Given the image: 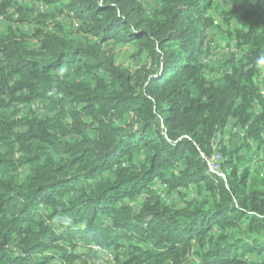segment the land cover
<instances>
[{
	"label": "trees",
	"instance_id": "obj_1",
	"mask_svg": "<svg viewBox=\"0 0 264 264\" xmlns=\"http://www.w3.org/2000/svg\"><path fill=\"white\" fill-rule=\"evenodd\" d=\"M32 1L54 16L18 20L37 24L39 49L25 33H0V264H99L92 245L113 251L115 264H181L190 255L195 264H264V188L249 189L248 166L238 171L241 152L248 160L262 145L264 104L259 115L251 106L264 0H231L220 12L247 49L217 79L200 63L213 0H160L152 16L140 0ZM132 43L151 60L138 79L109 52ZM229 119L248 124L252 145L224 144ZM212 141L225 179L208 169ZM154 177L196 195L165 205L149 190ZM142 191L134 211L129 201Z\"/></svg>",
	"mask_w": 264,
	"mask_h": 264
},
{
	"label": "built area",
	"instance_id": "obj_2",
	"mask_svg": "<svg viewBox=\"0 0 264 264\" xmlns=\"http://www.w3.org/2000/svg\"><path fill=\"white\" fill-rule=\"evenodd\" d=\"M39 5L41 8L45 6L43 3H40ZM231 8H232L231 0H213L209 13H207L208 15L211 16L213 21H212V26L207 30L206 45L204 47L205 52L207 50L209 51L212 49V47L208 45V39L212 37L213 34L216 35V31L220 32L221 35H224L226 40V43L223 45V48H225L224 51L225 54L222 55L223 57L220 59V61H217L216 69L211 72L206 71V74H209L211 77L215 79L222 76L225 72H230L229 62L227 61L228 59H230L231 57L236 58L237 56H240L247 49L245 45L238 46L236 38L228 34V32H231L234 28H236V24L234 20H232L228 24L222 20L221 16L211 14V10L213 11L217 9L220 12L221 11L228 12L231 10ZM213 52L214 51H212V53ZM208 59L209 57L206 58L203 55L201 57L200 63L209 66ZM252 80L254 86L257 89L259 98L253 101L251 106V111L254 115H259L262 111V107L264 104V58L263 57L257 59L256 69L253 74ZM260 100H262V102ZM30 107L33 111L37 112L38 114H42L44 111V103L41 100L33 101ZM248 129H249L248 124L242 125L236 119H229L227 120L224 129L221 132L220 138L223 140L224 144L227 147H230V144H232L231 147L234 148L235 146H238L241 142H246L249 145H252L253 142L252 139L249 137ZM261 139H262V145L253 154V157L250 161L251 166L264 163V131L261 133ZM226 140L229 141L230 143L226 144ZM211 146H212L211 155L210 157L206 158L208 169L217 178L225 179V174L223 173L221 168L223 156L221 152L218 150V148H216L215 141H212ZM202 155L204 156L203 153ZM191 189L192 187L189 188V191H191ZM149 190L155 192L158 198L161 200V202L165 205L179 206L183 203L184 200L190 198L187 196L188 193L187 190L181 187H178L176 190L170 189L168 183L162 181L158 177H154L152 179ZM146 197H147V193L145 191H142L138 193L134 197V199L129 201V205L133 208L134 211H138L141 209L143 202L146 200ZM92 248L96 250L99 255V258H97L95 261L96 263H99L100 261L98 260H102L101 258L105 256L104 258L108 260L109 264H115L113 251L102 249L101 247L96 245H92Z\"/></svg>",
	"mask_w": 264,
	"mask_h": 264
},
{
	"label": "rangeland",
	"instance_id": "obj_3",
	"mask_svg": "<svg viewBox=\"0 0 264 264\" xmlns=\"http://www.w3.org/2000/svg\"><path fill=\"white\" fill-rule=\"evenodd\" d=\"M5 3V0H0V7ZM140 3L145 11V13L148 16H152L155 14V12L161 7L160 0H140ZM40 3L37 1L32 0H10V5L3 9V12L0 13V33L8 32V28H11L15 31L17 35H20L22 33H25L24 38L26 39V43L31 49H39V45L35 38L32 36L35 27H37V24H22L18 20L21 18L22 15H24L25 18L33 19V20H39L38 15H43V19L45 22H50L54 20V16H52V10L51 7L48 5H45L44 7H40ZM19 5L21 12L17 9H15V6ZM210 10V9H209ZM209 13V11H208ZM212 15H220V11L217 9L211 10ZM59 23L62 25L63 30L67 33H72L73 36H77L78 33L76 31V25L71 23L70 19L62 16L59 19ZM210 43V44H209ZM226 43L225 36L221 35L220 32L216 31V35L213 34L212 37L208 39V45L212 47L211 50H207L203 55L204 57H209V68L206 69L207 72L214 71L216 69V63L217 61H220V59L223 57L222 55L225 54V48H223V45ZM212 51H214L212 53ZM109 52L113 53L115 56V63L127 68L131 71V73L136 75L144 76V68L146 67V70L150 67V58L148 55V50H143L138 47L137 43H132L130 45H122V44H116L109 48ZM202 55V56H203ZM44 58V56H41ZM137 78V76H136ZM138 79V78H137ZM135 80V83H139V81ZM230 143L226 140V144ZM232 144H230V148ZM237 148L235 146L232 149ZM245 158L242 159V161L239 162L238 165V171L241 172L245 167L250 168V176L248 180V187L251 190H257L261 191L264 188V163H260L255 166L250 165V161L252 158L248 159L246 158V155L243 152H241ZM253 157V156H252ZM224 173V172H223ZM225 174V173H224ZM19 180H22L21 177ZM196 190L194 188L191 189L187 193V196L190 197V199H193L194 195H196ZM16 244H10L9 249L13 251H17V248L15 247ZM105 257V256H104ZM102 257V260L100 261V264H109L108 260L106 258ZM251 258H254V256H250ZM248 259V257H246ZM255 259V258H254ZM196 259L190 255L187 257L181 264H195ZM172 262L170 260H167L165 264H171ZM246 264H260L259 259H256L254 263H246Z\"/></svg>",
	"mask_w": 264,
	"mask_h": 264
}]
</instances>
